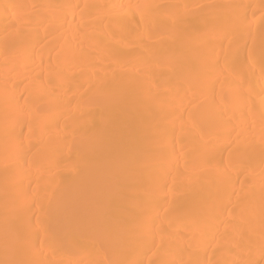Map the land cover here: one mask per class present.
<instances>
[{
    "label": "bare ground",
    "instance_id": "bare-ground-1",
    "mask_svg": "<svg viewBox=\"0 0 264 264\" xmlns=\"http://www.w3.org/2000/svg\"><path fill=\"white\" fill-rule=\"evenodd\" d=\"M0 264H264V0H0Z\"/></svg>",
    "mask_w": 264,
    "mask_h": 264
}]
</instances>
